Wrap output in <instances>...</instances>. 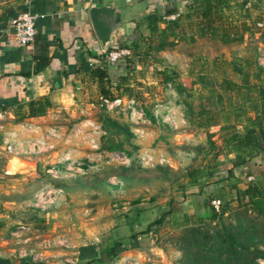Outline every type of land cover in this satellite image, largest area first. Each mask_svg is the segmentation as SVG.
<instances>
[{"label":"rangeland","instance_id":"rangeland-1","mask_svg":"<svg viewBox=\"0 0 264 264\" xmlns=\"http://www.w3.org/2000/svg\"><path fill=\"white\" fill-rule=\"evenodd\" d=\"M166 22L159 41L166 42L164 35L171 30L177 48L154 55L151 47L156 45L150 38L142 40L124 75L117 81L108 76L103 83L106 98H133L134 114L127 108L100 107L101 94L95 92L88 110L76 117L46 110L45 119L31 121L22 113L6 119L16 124L10 128L15 127L20 141L43 140L52 147L21 155L27 165L14 160L12 170L6 165L12 155L0 151V239L15 224L54 230L68 241L83 242L88 234V242L96 238L101 250L137 236L142 250L125 256L147 264H177L189 248L181 241L182 230L208 226L210 216L185 222L175 201L173 215L157 223L166 209L162 205L186 194L194 183L205 186L209 175L226 180L237 156L246 163L254 158L260 166L246 185L258 179L264 183V68L257 61L264 54V0H198ZM97 91L101 93L99 86ZM248 129L256 130L260 145L246 153L235 136ZM117 145L120 150L109 151ZM70 163L81 169L65 171ZM6 170L15 173L7 177ZM213 199L221 201L218 211L226 213L212 226L234 223L245 202L230 190ZM62 249L57 252L61 256L72 252Z\"/></svg>","mask_w":264,"mask_h":264},{"label":"crops","instance_id":"crops-1","mask_svg":"<svg viewBox=\"0 0 264 264\" xmlns=\"http://www.w3.org/2000/svg\"><path fill=\"white\" fill-rule=\"evenodd\" d=\"M194 1L198 0H0V111L5 112L8 120H13L20 113L25 116L28 114L29 102L46 99L50 103L47 114L63 110L69 117L81 115L84 109L88 110V102L93 94H100L97 91L98 81L90 74V68H105L109 78L117 81L118 76L124 75L128 60L134 58L136 46L149 38L153 42L152 45H156L151 47L154 55H169V52L178 46L173 44L177 40L171 30L164 35L166 45L160 46L161 40L159 41L158 36H161V29L168 25L166 17L171 14H184ZM93 4L114 8L119 14V28L105 46L96 36L90 21L89 9ZM25 11L42 14L44 18L37 23L34 43L22 47L13 38L9 23ZM150 17L156 18L157 21L150 23ZM150 26H154L157 32H152ZM120 45L131 50V56L116 63H109L105 53ZM36 56L49 58L48 64L40 71H35ZM45 118L42 115L31 117L29 120ZM12 124L16 126L10 121L6 123V128H15H10ZM14 160L20 165H27L21 158L11 156L6 161L7 169H13L11 162ZM229 164V161L224 162L225 167ZM258 167L260 166L257 160L253 158L245 166L229 167L230 176L224 181L214 177V174L209 175L205 178V186V182L194 183L188 187L186 194L173 196V202L168 204L164 202L162 208L166 209L158 218L173 215V205L176 201V205L181 207V219L185 222L201 217L206 219L210 216V199L221 198L228 190L235 198L237 190L243 191L247 186L249 175L246 169L254 176ZM263 169L261 168L262 171ZM9 170H6L5 175L11 176L15 173L10 174ZM17 225L19 224L3 230L6 231V237L0 239V264H33L30 257L20 258L17 252L20 249L36 248L35 245L43 238L56 240V235L61 238L54 230L33 227L30 228L31 233L21 235L18 241L17 237L11 235ZM46 232L49 236L45 235ZM43 233L44 235H41ZM35 236L40 239L28 246ZM27 238L32 239L25 243ZM62 238L66 240L67 249L70 250L68 253L72 252L63 257L57 253L63 249L55 247L45 253L48 258L46 264L48 261L49 264H112L117 258L142 250L140 243H135V247L120 252L111 262L107 257L100 255V247L93 242L96 238L88 242V234L83 242L68 241L63 236ZM137 239L140 240L139 237ZM123 246L126 247V244L123 243ZM54 249H57L56 252Z\"/></svg>","mask_w":264,"mask_h":264},{"label":"trees","instance_id":"trees-1","mask_svg":"<svg viewBox=\"0 0 264 264\" xmlns=\"http://www.w3.org/2000/svg\"><path fill=\"white\" fill-rule=\"evenodd\" d=\"M149 21L150 23H155L157 19L150 17ZM150 27L152 32L156 31L154 26ZM164 44L166 45L163 41L160 42L161 47ZM123 48L126 47L120 45L114 50ZM35 61V71H40L48 64L49 58L36 56ZM90 74L97 79L100 94L103 97H108L109 93L103 86L104 81L108 79L107 70L100 67L90 68ZM49 107L50 103L46 99L31 101L28 104L26 117L42 116ZM106 121L128 136L131 135L127 128L117 125L110 119ZM260 131H262L260 132L261 138L264 140V130L261 129ZM256 134V130L248 129L244 135L235 136L238 138V142L241 144L240 147L244 152L247 153L248 150L252 151L259 147L260 142ZM209 145L211 146L212 142ZM108 149L109 151L120 150L121 146L117 145ZM237 158L235 165L245 166L246 161L244 158H241V156H237ZM246 171L247 175L250 176L249 169H246ZM260 175H263V172ZM237 197L239 199L243 198L245 202L242 204V210H237L234 223L229 221L227 224L212 226L211 223L222 218L226 210L215 211L210 205V224L208 226L203 223L182 230L181 241L187 242L189 248L186 253L185 250L183 251L184 256L177 264H258L257 260L264 258V183L262 184L259 179L253 184L248 183L243 191L237 190ZM248 212L252 213V215ZM163 219L164 217L162 216L155 222L160 223ZM136 241H138L137 236H133L126 244V247L123 246L121 240L115 241L112 246L100 249L99 253L113 262L120 252L135 247Z\"/></svg>","mask_w":264,"mask_h":264},{"label":"built area","instance_id":"built-area-1","mask_svg":"<svg viewBox=\"0 0 264 264\" xmlns=\"http://www.w3.org/2000/svg\"><path fill=\"white\" fill-rule=\"evenodd\" d=\"M179 14H171L166 17L168 21H175L178 18ZM44 18V15L32 12H22L18 14L16 17L10 20L9 27L12 31V36L15 39L16 43L19 46L26 47L31 45L35 41V37L37 34V23L40 19ZM258 27H262V24H256ZM106 58L109 63H116L120 60H125L129 56H131V50L128 48L111 50L105 53ZM258 64L264 68V54L259 53L257 58ZM99 106L104 107L106 110L111 111L114 109H119L124 111L126 108L130 110L132 114L135 111V101L133 98L125 100L124 98H113L109 99L103 96H99ZM91 106L95 104L93 102L90 103ZM141 117V116H139ZM7 116L5 112L0 111V151L11 154L14 157L29 156L31 154H40L45 153L51 149L52 146H45L43 140H37L35 142H25L20 141L18 139V133L14 129H7L6 122ZM23 127V126H21ZM25 131L30 132L29 129H24ZM138 132V131H137ZM28 158V157H27ZM55 169V168H54ZM58 169V168H57ZM75 169L80 170L81 164L70 163L67 167H64L65 171H74ZM50 173V170H47V173ZM57 172V170H55ZM253 176L250 175L247 177L248 181L253 180ZM212 208L215 211L219 210V206L221 205V201L219 199H213L210 202ZM31 233V229L25 225H17L15 230L11 233L12 236L17 237L19 241L21 239V235ZM35 240H39V236L34 237ZM32 238H27L24 242L31 241ZM36 248L28 249H20L18 256L20 258L30 257V261L33 264L43 263L46 264L48 258L45 255L46 252L50 251L55 247H65L67 248V243L64 238H57L56 240H50L48 238H43L35 245ZM67 263H70L67 261ZM58 264V263H55ZM113 264H147L142 262V260L136 258L135 256H122L117 258ZM150 264V263H149ZM260 264H264L263 261Z\"/></svg>","mask_w":264,"mask_h":264},{"label":"water","instance_id":"water-1","mask_svg":"<svg viewBox=\"0 0 264 264\" xmlns=\"http://www.w3.org/2000/svg\"><path fill=\"white\" fill-rule=\"evenodd\" d=\"M89 17L96 36L105 46L119 28V14L114 8L93 4L89 9Z\"/></svg>","mask_w":264,"mask_h":264}]
</instances>
